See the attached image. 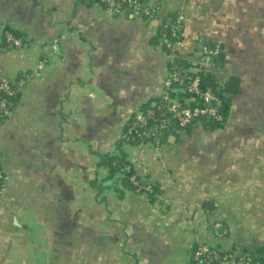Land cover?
<instances>
[{
    "label": "crops",
    "instance_id": "1",
    "mask_svg": "<svg viewBox=\"0 0 264 264\" xmlns=\"http://www.w3.org/2000/svg\"><path fill=\"white\" fill-rule=\"evenodd\" d=\"M147 1L152 17L0 0V33L25 37L0 49V83L26 77L0 121V264H189L198 244L264 248V0ZM178 18L183 37L169 53L156 38ZM205 49L217 54L204 68L237 88L225 123L126 145L156 194L124 189L103 157L155 103L173 57L190 68Z\"/></svg>",
    "mask_w": 264,
    "mask_h": 264
},
{
    "label": "built area",
    "instance_id": "2",
    "mask_svg": "<svg viewBox=\"0 0 264 264\" xmlns=\"http://www.w3.org/2000/svg\"><path fill=\"white\" fill-rule=\"evenodd\" d=\"M105 6H103L109 13L114 15H122L126 11L144 17H152L155 15L156 9L154 5H151L147 0H104ZM166 26H171L174 29V35L177 39L179 37V32L182 30L181 18L175 19L173 22L165 24ZM8 39L12 42L15 47L21 46V41L11 34L8 35ZM180 40L169 41L167 38H163L161 43L171 49L173 52L175 46L180 43ZM217 54L215 51H210L205 49L200 56V59L195 62V65L190 68H175V58L171 61V66L169 67L168 74L164 79L161 93L157 97V100L152 107H148L145 110H141L136 116L133 122L134 127H144L147 120L154 116L157 111L162 112L164 115L161 120L158 121L154 127L150 128L148 131L139 132V137L141 139H151L148 142L141 143H154L156 146L161 145V142L156 134L159 128H165L170 122L176 121L181 127L188 125L193 119L201 115H207L216 119L217 121L222 120V116L219 112L221 100L212 91L200 89V74L199 72L204 68L203 65L207 63L208 58ZM177 66V65H176ZM24 81L16 82L17 90L24 86ZM178 84L180 86H178ZM187 84V86H182ZM0 90L4 93L11 95L13 90L8 83H0ZM174 91H181L189 93L190 95L185 99L188 105L181 106L178 99L172 95ZM214 103L215 106L211 107L210 103ZM191 103H202L203 106L192 107ZM8 105L5 101H0V119L8 114ZM158 125V126H157ZM133 138H135L133 136ZM3 177V173L0 169V179ZM149 189L150 186H147ZM214 232L222 237L226 233L224 229H220L219 225L214 227ZM199 250L196 252L195 257L201 258L204 256L203 261L205 264H210L219 255L215 249H212L207 244H200ZM236 264H259V262H254L249 259L236 260Z\"/></svg>",
    "mask_w": 264,
    "mask_h": 264
},
{
    "label": "trees",
    "instance_id": "3",
    "mask_svg": "<svg viewBox=\"0 0 264 264\" xmlns=\"http://www.w3.org/2000/svg\"><path fill=\"white\" fill-rule=\"evenodd\" d=\"M88 4L91 5H101L102 7L105 6L104 0H82ZM11 34L15 38L19 39L21 41V46L25 42V37L22 33L19 31L12 29V28H4L0 33V49L8 50L12 48H17L15 45L12 44V42L8 39V35ZM176 35H174V29L171 28V26H166L165 24L160 28V31L158 33V36L156 38V42L160 43L164 49L169 53H174L171 49L167 48L164 43H161L163 38H167L169 41H175V40H182V33L179 32V37L176 39ZM175 68H177V63L175 62ZM171 64L169 65V67ZM200 74V89L202 91L210 90L214 92L221 100V105L219 112L222 116L221 121H217L216 119L209 117L207 115H201L193 119L188 125L181 127L177 124L176 121L170 122L165 128H159L156 132L161 144L165 143L168 139L169 134L174 132L176 129L180 128H188L197 121H202L203 123L209 125V126H222L231 109L232 104V97L231 93L236 92L237 88L231 86L229 83L220 84L217 79L215 78V75L206 69H203L199 72ZM18 81H24L26 82V77L21 75ZM13 90V93L11 95H8L4 93L2 90H0L1 99L0 101H5L8 105V110H11L17 101L19 100V97L21 95V91L16 88V82L14 83H8ZM178 86H180L178 84ZM182 86H187V84H184ZM220 87V90L218 89ZM172 95L178 99L181 106L188 105L185 102V99L190 95L186 92L181 91H174L172 92ZM192 107L194 106H203L202 103H191ZM148 107H152V104L146 105L142 110L147 109ZM162 112L157 111L156 114L152 117H150L147 120V123L144 127H134L133 128V122L135 120L134 115L125 125L122 135L118 139L116 149L114 151H111L107 153L103 157L104 164L109 169V175L111 178H116V180L122 185L121 187H124V189H129L133 192H140V193H146L152 198H154L156 194V187L150 186L148 189L147 187L143 186L141 184V177L135 172L132 162L127 158L126 152L124 150L126 145L129 144H139L141 142H148L151 139H141L139 137V132L149 130L150 128L154 127L156 124H158V121L161 120L164 115L161 114ZM5 117L0 119L2 121ZM158 126V125H157ZM133 136L135 138H133ZM0 169L3 173V177L0 179V189L5 184V174L0 166ZM199 245H196L193 250L191 251V259L189 264H205V261H203V257L196 258L195 254L199 250ZM212 248V247H211ZM214 249V248H212ZM217 254L219 255L215 260H213L210 264H221L222 262H233L240 259H249L252 261L259 262V264H264V248H259L257 250L252 251H243L242 253L239 252L236 254L233 251L228 252H221L216 250ZM236 264V263H235Z\"/></svg>",
    "mask_w": 264,
    "mask_h": 264
},
{
    "label": "water",
    "instance_id": "4",
    "mask_svg": "<svg viewBox=\"0 0 264 264\" xmlns=\"http://www.w3.org/2000/svg\"><path fill=\"white\" fill-rule=\"evenodd\" d=\"M211 48H214V46H212ZM209 59H210L211 62L214 61V58H213L212 56H210V57L208 58V60H209ZM219 59H220V60H223V59H224V54H223V53H221ZM219 63H221V61H219ZM177 67H178V68H183V69L186 68V67H187V66H186V61L181 60V59H178V61H177ZM218 89L220 90V87H218ZM210 106H211V107H214L215 104L212 102V103H210Z\"/></svg>",
    "mask_w": 264,
    "mask_h": 264
},
{
    "label": "rangeland",
    "instance_id": "5",
    "mask_svg": "<svg viewBox=\"0 0 264 264\" xmlns=\"http://www.w3.org/2000/svg\"><path fill=\"white\" fill-rule=\"evenodd\" d=\"M259 38H261V37H259Z\"/></svg>",
    "mask_w": 264,
    "mask_h": 264
}]
</instances>
